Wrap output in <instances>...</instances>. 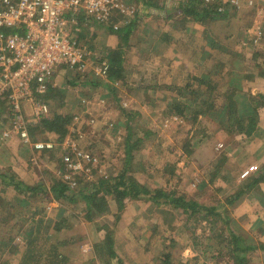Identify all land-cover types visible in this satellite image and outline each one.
Wrapping results in <instances>:
<instances>
[{"label":"rangeland","instance_id":"374dc122","mask_svg":"<svg viewBox=\"0 0 264 264\" xmlns=\"http://www.w3.org/2000/svg\"><path fill=\"white\" fill-rule=\"evenodd\" d=\"M174 1L179 3L183 0ZM134 3L139 11L133 19L137 29L128 44L116 33L125 25L121 28L119 25V29L94 26L80 35L81 41L93 52V65L106 60L107 52L115 50L123 42L126 48L125 78L113 82L92 78L90 70L79 72L64 68L58 71L54 77L55 91L46 100L50 111L46 118L56 114L68 115L71 118L68 135L63 142L59 141L58 135L56 139H50L49 133L42 132L40 122H31L29 131L36 140L58 145L50 151L31 154V157H38L32 161L33 171L29 165L33 181L24 176L22 170L17 174L8 171L0 176V264L35 263L24 258L31 235L29 231L35 225L40 231L38 244L44 239L58 241L59 250L68 257L66 264H107L108 250L102 243H105L109 231L120 260L111 264H160L164 253H170L175 264H235L236 252L248 248L254 250L239 254L244 257V264L247 262L245 256H250L252 264H264V251L259 249L264 242L259 238L237 236L231 223V206L227 208L221 204L256 176L245 178L238 168H232L233 177L229 182L226 177L217 181L214 177H207L210 181L207 185L197 180L195 175H190L193 168L204 169L210 157L216 159L214 165L221 169L227 160L223 145L234 138L229 131H223L226 135L221 133L223 124H219V132L216 131L218 125L211 121L215 116L207 120L204 115L196 114L201 112L203 101L208 99L206 86L201 87L191 80V74L181 78H189L187 86L180 81V85L164 82L173 76L168 74H173L177 66L174 63L161 64L162 52L157 43L161 41L160 37L165 33L171 34L174 31L172 24L179 19L182 26L178 24L179 33L173 34L171 42L178 41L175 47L181 49L183 45L184 53L187 52L185 55L190 56L191 43L205 45L207 42L202 35L207 31V21L206 24L195 22L172 9L161 12L158 8L143 7L142 0H134ZM143 13L147 15L137 21ZM166 15H173V18ZM171 52H174V47L170 46L167 54ZM206 81L215 85L212 79ZM177 103H187L184 116L180 114L179 117L181 108L174 107ZM198 103L203 107L198 108ZM24 110L25 120L30 122L33 105L26 103ZM8 111L9 107L0 98L1 122ZM124 111L138 114L128 122L123 117ZM3 130L0 128V136ZM128 135L133 141L142 140L135 147L134 159L130 163V176L140 187L194 201L188 188L195 190V184L197 187L202 184L200 188L208 189L207 192L216 189L211 194V202L219 206L218 214L215 217L209 215V218H205L204 213L190 217L169 200L162 199L156 203L149 198L131 197L125 200L124 208L119 209L116 199L99 190L98 184L101 178L115 177L123 169ZM201 138L205 143L195 147L194 142ZM3 142L0 140V147L4 146ZM236 143L239 145L241 142ZM75 147L91 158L89 167L92 173L68 174L63 158L73 156ZM190 157L197 158L192 161ZM67 176L71 180H67ZM19 182L26 188L39 187L41 191L36 194L26 189L17 191L13 184ZM67 182L78 185L76 191H72L76 196L71 200H53L52 187L57 183L68 185ZM87 188H91L93 193L99 191L98 196L106 199L105 206L99 205L103 213L94 206V215H89L85 199ZM251 193L264 194V183L251 189ZM31 214L33 225L28 218ZM51 255L50 252L44 254L39 264H46L47 259L53 261Z\"/></svg>","mask_w":264,"mask_h":264},{"label":"crops","instance_id":"0c3cea01","mask_svg":"<svg viewBox=\"0 0 264 264\" xmlns=\"http://www.w3.org/2000/svg\"><path fill=\"white\" fill-rule=\"evenodd\" d=\"M240 1L239 8L230 3L223 4L225 7L224 15L215 20H208L207 24L205 22L207 31L203 32L202 35L207 38V42L205 45L191 43L190 56L185 55L187 52L184 53L183 45L181 49L175 47L178 41L169 44L162 40L157 42L160 47L159 50L162 52L161 64L170 65V63H174L177 66L173 74H168L169 77L173 76L165 80V83L179 84L180 81L183 86H187L189 78L188 80L181 78L191 74V78L212 79L217 89L223 93L225 97L223 108L215 113V118L211 120L218 125L216 131L219 130V124L222 122L221 133L229 129L225 119L226 100L229 95H233L237 102L240 117L246 118L254 111L253 108H257V131L251 138L242 134H231L234 140L223 145L226 147L227 155L225 158L227 160L221 169L218 170L214 165L216 159L210 157V160L213 161L210 162L209 160L204 169L193 168L189 171L191 176L195 175L197 180H202L203 184L207 183V185L210 184L207 177L210 179L214 177L215 181L226 177V181L229 182L230 177H233L232 168H238L241 171L240 175L243 173L245 178L247 176L254 177L264 172V104L259 106L257 104L260 99L259 96L264 95V0ZM178 24L182 26V23H177L171 34L179 33ZM170 46L174 47V52L167 54ZM169 79L171 81H168ZM54 86L56 85L54 84ZM209 115H213V112ZM210 117L213 116L205 117V119L208 120ZM47 135L53 140L57 138L55 133ZM0 140L1 143L7 141L3 142L4 146L0 147L1 173L7 174L9 171L11 174L14 172L17 174L22 170L24 176L31 178V172L34 170V164L31 165L32 161L38 158L31 157V154L39 151L25 145L19 137L2 140L0 136ZM202 140L204 138L195 141V147L202 146L205 143ZM239 140L241 143L238 145L236 142ZM28 154L29 157H27ZM194 158L197 157H190L189 159L193 161ZM29 165L32 166V171H30ZM224 169L226 171H223ZM195 186L197 188L195 190L188 188L195 201L207 207H219L211 202V194L216 189L213 192H207L208 189L200 188L202 184L200 187H197L196 184ZM204 194L207 197H203ZM251 194L243 196L233 206H229V210L232 211L230 218L233 221L231 223L234 225V233L237 236L251 237L255 240L259 238L264 242V194ZM221 204L228 208L226 201L221 202ZM247 212L250 214L248 215ZM28 218L33 225V214ZM29 232L33 234L34 228ZM245 258L247 264H252L250 256H245Z\"/></svg>","mask_w":264,"mask_h":264},{"label":"built area","instance_id":"2783aa9c","mask_svg":"<svg viewBox=\"0 0 264 264\" xmlns=\"http://www.w3.org/2000/svg\"><path fill=\"white\" fill-rule=\"evenodd\" d=\"M218 1L205 0V5ZM222 3L241 5L240 0ZM219 12H225L224 5ZM138 13L134 0H0V98L10 106L2 140L19 137L36 151L54 149L55 143L35 140L29 131L31 122H40L50 112L38 98L48 92L55 74L64 68L90 70L93 77L106 79L109 62L100 60L93 65V52L80 35L94 26H128ZM26 103L33 105L30 122L24 116ZM72 151L73 156L63 158L68 174L92 173L91 158L76 147Z\"/></svg>","mask_w":264,"mask_h":264},{"label":"trees","instance_id":"16d2710c","mask_svg":"<svg viewBox=\"0 0 264 264\" xmlns=\"http://www.w3.org/2000/svg\"><path fill=\"white\" fill-rule=\"evenodd\" d=\"M143 7L147 8H158L161 12L167 11L168 9L175 10L177 13H182L181 15H184L185 17L192 18L195 22L199 23H205L208 20H215L218 18H221L224 14L219 12V7L223 5L222 0L216 2L213 5H209L207 7L205 5V0H188L186 2H176V1H160V0H142ZM152 4V5H151ZM153 4H157L153 6ZM147 14H141L139 15V18L137 21L141 20L146 16ZM151 15V12H149V16ZM168 17L173 18V15H166ZM185 17H183V20H185ZM177 23H181L179 19L175 21L172 26L173 29L175 28ZM137 25L134 21H132L128 26L126 25L122 30L116 32L120 37L122 38L123 42L125 44H128L129 38L133 34L134 31H136ZM115 33V32H114ZM173 34H164L160 37V40L165 43L169 44L173 40ZM121 40V41H122ZM121 42L119 47H117L115 50H110L107 52L106 60L109 62V72L106 79H110L113 82H116L118 80H123L125 78L124 71H125V55H126V48L124 47V43ZM93 78V76L91 75ZM191 80L197 82L199 86L204 87L206 86L205 92L208 94V99L203 101L202 105L201 103H198L197 106L200 113H197V115H204L203 117H209L214 116L215 113H218L220 109L223 108V102L225 100V97L222 92H220L217 87L209 81H206V79H200L197 77L192 78ZM168 88V87H166ZM185 90V87L183 88ZM55 91L54 85L49 87V90L46 94L40 96L38 99L42 103L46 104L48 107L47 99L52 96L53 92ZM37 99V97H35ZM259 100L257 101L258 106L261 104H264V95L259 96ZM193 100V99H191ZM3 101L6 103L8 107V102L3 99ZM226 111H225V119L227 120V125L229 127L228 131L231 134H242L246 136L247 138H251L255 132L257 131L258 127V120H257V108H253V112L249 114L246 118L240 117L238 113V104L234 100L233 95H229L226 100ZM179 104V105H177ZM175 104V108H181V116L185 115V109H188L187 103H177ZM51 110V109H50ZM211 112H213V115H209ZM138 113L136 112H123V117L126 121L129 122V120H132L133 117L137 116ZM8 119L4 118L2 122L0 121V128L5 129ZM222 122V121H221ZM71 124V118L68 115H61L56 114L52 118H45L40 121V128H42V132L44 133H55L59 136V141L63 142L65 137L68 135L69 132V125ZM223 124V122H222ZM31 136L36 140V138L32 135ZM129 136V135H128ZM142 142L141 139H138L136 141H133L131 137L129 136L127 138V144H126V157L124 159V165L123 169L120 170V172L117 173V176L115 177H104L99 180V190L103 192H107L110 195H112L118 205L119 209L124 208L125 200L129 197L133 199H143V198H149L148 200L160 203V200H169L174 204L175 208L181 209L185 214H187L190 217H195L198 214L204 213L205 218H209V215H213L214 217L216 214H218L217 207H207L205 205L199 204L197 201H189L186 200L183 197H174L172 194H168L161 190H155L152 191L148 189L147 187H140L136 180L133 179L132 176H130V163L134 159L133 151L135 150V147L139 145ZM50 151V150H48ZM0 176H3V174L0 171ZM250 182V183H249ZM244 188H241L237 193L232 195L227 199V205L233 206L235 202L240 200L243 196L250 193L251 189H254L259 184L264 183V172L260 174L259 176H256L252 178L249 181ZM14 188L17 191H23L29 190L30 193L36 194L41 189L39 187H31L26 188L25 185L21 182L14 183ZM24 187V188H22ZM76 187L71 188L70 185H66L63 183H57L52 187L50 192L53 195V200L59 201V200H71L76 195L72 191H76ZM95 188H97V185H94ZM88 193L85 194V199L87 200V206L89 210V215L93 214V207L96 206V209L103 213V210L100 208V204L105 206L106 199L104 197H99L97 193H93L91 188H87ZM85 193V192H84ZM84 195V194H83ZM92 202V203H91ZM94 204V205H93ZM92 208V209H91ZM88 215V216H89ZM94 215V214H93ZM41 225L43 221L41 220ZM37 227V228H36ZM40 236V231H38V226L35 225L33 234L30 235L29 240L26 244V260L29 263L39 264L40 260H43L44 254H48L49 252L52 253L51 257L53 261H49L47 259L46 264H53L59 263V264H66L68 261V257L61 253L59 250L58 241L54 242L50 239H44L41 241V243L38 244ZM236 238V237H235ZM238 238V237H237ZM239 240V239H236ZM103 246L107 247L108 250V260L107 264L113 263V261H120L119 257L115 251L114 248V241L112 237L111 231L108 232L107 237L105 238V243H102ZM97 247L100 248V244H97ZM48 248V249H46ZM102 248V247H101ZM256 248V247H255ZM97 249V248H96ZM259 249L264 251V245H260ZM254 249L248 248L245 251L239 250V252H236V255L234 257L235 264H244V257L240 256L239 254L247 252V251H253ZM54 252V253H53ZM98 253V252H97ZM233 255V256H234ZM48 257V255H46ZM239 259V262L238 260ZM247 260V259H246ZM27 264V263H25ZM160 264H175L172 255L170 253H164L161 256ZM245 264L247 262L245 261Z\"/></svg>","mask_w":264,"mask_h":264}]
</instances>
